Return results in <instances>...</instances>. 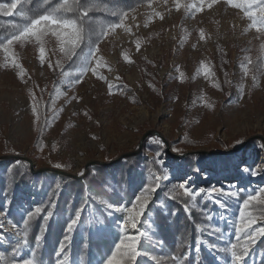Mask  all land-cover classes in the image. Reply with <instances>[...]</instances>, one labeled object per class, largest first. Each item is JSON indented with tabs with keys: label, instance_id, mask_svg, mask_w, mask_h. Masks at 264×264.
Here are the masks:
<instances>
[{
	"label": "rangeland",
	"instance_id": "374dc122",
	"mask_svg": "<svg viewBox=\"0 0 264 264\" xmlns=\"http://www.w3.org/2000/svg\"><path fill=\"white\" fill-rule=\"evenodd\" d=\"M230 2L158 0L137 8L107 33L94 55H88L90 51L84 55L87 60L82 59L75 70L80 73L77 81L69 75L54 79L53 66L62 52L52 28L39 43L34 37L16 40L7 52H0V152L30 160L34 170H66L80 176L91 162L110 161L141 147L144 156L155 161L158 156L161 175H169V180L160 181L166 195L183 193L181 183L193 191L208 190L200 195L214 203L209 216L216 231L223 241L237 240L241 203L236 193L243 191L246 199L259 193L264 200V150L250 141H264V62L255 77L240 51L264 42V26L257 25L262 31H256L245 15L243 3L251 0ZM237 4L241 7L234 6ZM251 10L258 12L257 8ZM202 65L209 70L207 76ZM38 98L47 103L48 118L40 145L35 146L37 116L33 108ZM163 139L171 155L150 151L149 146H166ZM186 139L199 146L195 150L185 147ZM231 144L238 145L236 164L227 174L214 178L206 170L194 176L184 174L180 155L224 152ZM253 171L258 174L253 176ZM233 172L243 173L244 178H233ZM47 186L43 181L39 192ZM214 188L235 195H216L211 191ZM139 194L134 192L132 204ZM155 194V205L162 206ZM22 197L27 200H15L17 210L34 200ZM115 197L112 205L100 204L102 214H89L90 234L94 238L118 235L116 244L124 236H139L140 250L152 231V217L146 210L136 229L128 226L122 231L127 212L118 208H131L132 204H126L118 193ZM224 198L234 202L228 207ZM255 220L246 232L264 227V219ZM12 230L0 214V247L12 238ZM82 230L80 226V234ZM240 239L241 244L247 240L244 232ZM263 239L259 238L242 264H264V248H257ZM199 244L211 254L205 241ZM58 249L55 264H80L63 251L58 255ZM18 258V264L30 262L28 249Z\"/></svg>",
	"mask_w": 264,
	"mask_h": 264
},
{
	"label": "trees",
	"instance_id": "16d2710c",
	"mask_svg": "<svg viewBox=\"0 0 264 264\" xmlns=\"http://www.w3.org/2000/svg\"><path fill=\"white\" fill-rule=\"evenodd\" d=\"M156 1L158 0H67L65 9L61 7L65 0H0V52L4 51L5 47L17 44L13 37L19 35L26 25L39 16L51 14L56 19L76 21L78 25L82 22L89 40L76 49L79 55L69 60L62 52L60 61L53 66L55 80L67 72L77 81L80 73L75 70L81 67L84 55L90 51L88 46L92 45L94 50L113 29L111 25H119L137 8ZM12 3L17 4L15 9H12ZM84 11H87L86 16L81 15ZM10 39L12 43L8 44ZM262 46L264 42L240 49L244 53L247 67L253 71L255 77H258L264 62ZM35 109V146H39L47 123L48 105L38 98ZM250 141L257 144L260 139L252 138ZM184 145L195 150L199 143L186 139ZM237 147L238 145L231 144L224 152H187L180 158L183 172L185 175L194 176L201 170H206L211 178L227 174L236 164ZM149 149L151 152L161 150L171 155L164 145L149 146ZM135 151L127 153V156L120 154L110 161L89 163L80 179L67 175L66 170H33L20 155L0 152V213L6 216L10 225L19 229L22 239H6L5 247H0L3 264H18V257L25 248L28 249V258L32 264H55L56 251L61 242L63 252L80 264H101L114 255L118 235L92 237L88 216L91 212L100 214V204L103 202L114 204L116 193L122 196L126 204H132L134 192L141 191L147 184L154 182L156 176L163 173L162 167L156 164L154 159L144 156L143 150L132 154ZM9 155L14 158L4 159ZM233 178L243 179L244 174L233 172ZM43 181L48 182L47 189L39 192ZM236 194L241 203L239 213L243 210L246 215L251 214L255 219L264 216V204L252 202L244 208L245 194L241 190ZM22 196L34 197V200L31 205L28 204L29 207L25 205L17 210L15 200H27ZM155 198L162 199L163 204L156 206L155 202H150L148 205L147 211L152 217V231L140 247L142 255L138 258L139 264H228L232 261L230 254L223 249L236 240L230 239L226 242L221 239L214 221L209 216L215 207L208 197L199 195L192 201L183 193L166 195L165 189L159 188ZM233 202L231 198L225 200L227 206ZM186 206L188 211H185ZM36 207H40L41 212L30 220L25 228L24 220ZM49 211L53 215L45 221L44 216ZM77 211H80V216L70 236L66 227L76 218ZM102 217L107 222L105 216ZM80 226L83 227L82 234L79 233ZM202 241L213 250V255L199 244ZM242 241L240 239V243ZM259 247L264 248V239L257 244L258 249ZM215 259H219V262ZM115 264H119L118 260Z\"/></svg>",
	"mask_w": 264,
	"mask_h": 264
},
{
	"label": "snow or ice",
	"instance_id": "6c2138e0",
	"mask_svg": "<svg viewBox=\"0 0 264 264\" xmlns=\"http://www.w3.org/2000/svg\"><path fill=\"white\" fill-rule=\"evenodd\" d=\"M234 6L241 7V5L238 4ZM16 7L17 4L12 3V9H15ZM61 7L67 9V0H65V3L61 5ZM242 7L245 12V15L248 17L249 20L252 21V27H254L258 32L262 31V28L258 27L257 25L264 26V0H251V2L243 3ZM253 8H257L258 12L252 11L251 9ZM81 15L86 16L87 11H84ZM49 26H51V28L53 29L52 35H54L57 38V40L60 41L61 43L60 51L63 52L66 58L69 60H71L73 56L79 55L76 49L80 48L82 43H85V41L89 40V37L85 33V28L82 22L78 25L76 21H71L66 19L65 20L56 19L51 14L42 15L39 16L37 19L32 20L31 23L29 25H26L23 28V31H21L19 35L14 36L13 39L22 40L25 37H34L37 43H39L40 37L42 35H45L49 31ZM118 26L119 25H111V27L113 28ZM201 38L203 39V35H201ZM11 43L12 40L11 39L8 40V44ZM88 47L90 49L88 55H94V50H92V45H89ZM262 50H264V46H262ZM4 51L5 52L8 51L7 47L4 48ZM43 56H44V51L41 48L40 50L41 60H43ZM87 58L88 56L83 57V59L85 60H87ZM125 59L127 58L125 57ZM202 67L204 68V74L207 76L209 74L208 68L204 67L203 65ZM93 74L95 75V73ZM63 75L67 76L68 73L64 72ZM35 113H36V109L33 108V114L35 115ZM258 147L261 150H264V141L259 142ZM173 151H175V149H173ZM155 163L162 164V162L158 159V156ZM55 166L57 168L60 167V165H55ZM251 174L255 176L258 173L253 171ZM169 179L170 177L167 174L156 176L154 182L149 183L144 188H142L140 194L135 197L134 199L135 202L132 204L131 208H118L119 211L127 212V216L125 218V227L121 229L122 231H126L128 226H130L132 229L137 228V225L140 222L141 217L142 216L145 217L146 210H149L148 205L150 201L155 202L153 201V194L157 191V189L162 187L160 181L169 180ZM179 187L183 190V195L185 197H190L192 201H195L196 197L199 196L201 193L208 191L205 189H200L199 191H193L185 183H181ZM211 191L215 192L216 195H222V194L227 196L235 195L234 192H222V190L219 188H214ZM252 202H258L264 204V200H261L259 193H257L256 195H249V197L244 201L243 207L247 208L249 204ZM185 211H188L187 206L185 208ZM40 212H41V208L36 207L34 211H32L27 215V218L23 222L25 228H27L29 221L32 220L37 215H39ZM52 215L53 213L49 211L48 214L44 216V220L47 221ZM172 215L174 216L175 212H173ZM79 216H80V211H77L76 218L72 219L67 224L66 231L68 233L72 232L74 226L77 224ZM260 218L264 219V216ZM255 222L256 220L251 216V214L246 215L245 212L241 210L240 222L235 226V233L237 236V240L235 243H232L230 246L223 249V251L231 255L233 264H242V262L249 255L250 249L254 245H256L257 241L261 236H264V227L257 228L255 231L251 233L245 231L246 229L251 228ZM242 232H244L245 236H247V240L244 242V244L240 243V234ZM222 238L223 237L221 236V239ZM39 239L40 237L38 236L37 240L39 241ZM65 239H67V237ZM24 242L26 243L27 241ZM139 242H140L139 236L122 237L119 243L116 244V251H114V255H112L111 258H109L106 261V264H114V261L116 260H118L119 264H136L138 258L142 255V253L138 250ZM62 251H63V242H61V244L59 245L58 255H60V252ZM25 264H30V262L26 260Z\"/></svg>",
	"mask_w": 264,
	"mask_h": 264
},
{
	"label": "water",
	"instance_id": "95a60500",
	"mask_svg": "<svg viewBox=\"0 0 264 264\" xmlns=\"http://www.w3.org/2000/svg\"><path fill=\"white\" fill-rule=\"evenodd\" d=\"M164 140V139H163ZM164 143H165V145H166V149H167V151H168V144L166 143V141L164 140ZM141 147H139V149H137L134 153H132V154H136V153H138L141 149H140ZM193 152H196V151H193ZM187 153H184V154H182V155H180L179 156V158H181V157H183V156H185ZM128 154H125V155H123V156H127ZM12 158H14L13 156H6V157H4V159H12ZM26 161L31 165V167H32V169H33V164H32V162L30 161V160H28V159H26ZM87 169V168H86ZM34 170V169H33ZM45 170H47V169H43V170H41V171H45ZM48 170H51V169H48ZM67 175H71V176H73L74 178H77V179H80V178H82L83 176L82 175H74V174H69V173H67Z\"/></svg>",
	"mask_w": 264,
	"mask_h": 264
},
{
	"label": "built area",
	"instance_id": "2783aa9c",
	"mask_svg": "<svg viewBox=\"0 0 264 264\" xmlns=\"http://www.w3.org/2000/svg\"><path fill=\"white\" fill-rule=\"evenodd\" d=\"M227 198V197H226ZM226 198H224L223 199V203L225 202V199ZM3 216H4V218L6 219V216L3 214ZM7 220V219H6ZM10 225V224H9ZM10 229H13V230H15V231H17L18 233H19V229L16 227V226H12V225H10ZM13 235V234H12ZM10 239H17V240H22V239H20V237H13L12 236V238H10ZM254 247H252L251 249H250V251H252V249H253ZM213 250H211V254L210 255H213L214 254V252H212ZM249 251V252H250ZM20 256V255H19Z\"/></svg>",
	"mask_w": 264,
	"mask_h": 264
},
{
	"label": "bare ground",
	"instance_id": "6f19581e",
	"mask_svg": "<svg viewBox=\"0 0 264 264\" xmlns=\"http://www.w3.org/2000/svg\"><path fill=\"white\" fill-rule=\"evenodd\" d=\"M12 233L14 237H20V234L17 231L12 230Z\"/></svg>",
	"mask_w": 264,
	"mask_h": 264
}]
</instances>
